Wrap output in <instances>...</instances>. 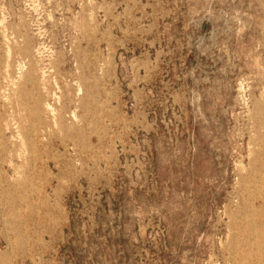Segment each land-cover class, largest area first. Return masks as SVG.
<instances>
[{
	"label": "rangeland",
	"instance_id": "1",
	"mask_svg": "<svg viewBox=\"0 0 264 264\" xmlns=\"http://www.w3.org/2000/svg\"><path fill=\"white\" fill-rule=\"evenodd\" d=\"M0 264H264V0H0Z\"/></svg>",
	"mask_w": 264,
	"mask_h": 264
},
{
	"label": "bare ground",
	"instance_id": "2",
	"mask_svg": "<svg viewBox=\"0 0 264 264\" xmlns=\"http://www.w3.org/2000/svg\"><path fill=\"white\" fill-rule=\"evenodd\" d=\"M11 82V81H10ZM64 109V108H63ZM72 114V113H71ZM49 116V115H48ZM260 189V188H259Z\"/></svg>",
	"mask_w": 264,
	"mask_h": 264
}]
</instances>
